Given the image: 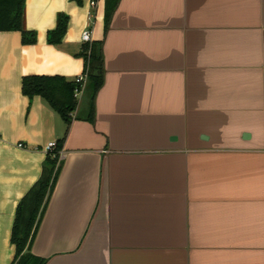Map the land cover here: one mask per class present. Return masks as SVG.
I'll return each instance as SVG.
<instances>
[{
	"label": "crops",
	"instance_id": "1",
	"mask_svg": "<svg viewBox=\"0 0 264 264\" xmlns=\"http://www.w3.org/2000/svg\"><path fill=\"white\" fill-rule=\"evenodd\" d=\"M94 1L95 6L90 2ZM24 0L36 44L0 32V264L66 125L28 76L72 81L81 35L103 85L77 100L32 255L46 264H264V0ZM58 14L61 45L47 44ZM22 144L23 148L17 145Z\"/></svg>",
	"mask_w": 264,
	"mask_h": 264
},
{
	"label": "trees",
	"instance_id": "2",
	"mask_svg": "<svg viewBox=\"0 0 264 264\" xmlns=\"http://www.w3.org/2000/svg\"><path fill=\"white\" fill-rule=\"evenodd\" d=\"M74 1L77 4L81 3V0ZM117 4L118 0H112L107 5L106 23L109 22ZM67 25V16L58 14L55 28L47 33V44L54 47L61 45L66 34ZM0 32H18L21 35L22 45L36 44V34L25 28L24 0H0ZM79 56L83 59L84 68L82 73L86 76L84 89L88 97L86 120L92 122L95 97L103 85L102 43H83ZM76 88L77 85L73 80L70 81L59 76H28L22 79V94L29 99L39 97L46 102L65 123L66 131L63 139L56 143L55 149L46 153V160L39 181L17 206L11 234V244L15 249L12 264H46L44 259L31 254L30 247L60 170L59 155L72 121L71 115L77 107V99L74 97Z\"/></svg>",
	"mask_w": 264,
	"mask_h": 264
},
{
	"label": "built area",
	"instance_id": "3",
	"mask_svg": "<svg viewBox=\"0 0 264 264\" xmlns=\"http://www.w3.org/2000/svg\"><path fill=\"white\" fill-rule=\"evenodd\" d=\"M91 6H95V2H90ZM81 41L82 43H89L90 42V32L85 31L81 35ZM74 83L77 85V88L74 90V97L77 99L78 96L82 95L85 89L86 84V76L85 74H81L73 79ZM18 148H23L22 144L17 145ZM56 147V143H49L46 147V153L52 152Z\"/></svg>",
	"mask_w": 264,
	"mask_h": 264
},
{
	"label": "rangeland",
	"instance_id": "4",
	"mask_svg": "<svg viewBox=\"0 0 264 264\" xmlns=\"http://www.w3.org/2000/svg\"><path fill=\"white\" fill-rule=\"evenodd\" d=\"M81 97H82V95L78 96L77 100L80 101L82 99Z\"/></svg>",
	"mask_w": 264,
	"mask_h": 264
}]
</instances>
